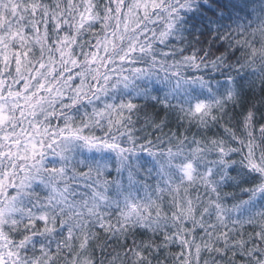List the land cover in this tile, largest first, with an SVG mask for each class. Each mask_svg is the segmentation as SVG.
Masks as SVG:
<instances>
[{
    "label": "snow or ice",
    "instance_id": "1",
    "mask_svg": "<svg viewBox=\"0 0 264 264\" xmlns=\"http://www.w3.org/2000/svg\"><path fill=\"white\" fill-rule=\"evenodd\" d=\"M0 264H264V0H0Z\"/></svg>",
    "mask_w": 264,
    "mask_h": 264
}]
</instances>
